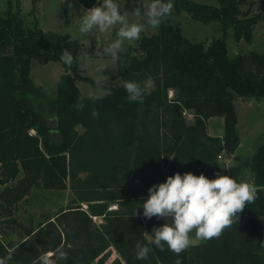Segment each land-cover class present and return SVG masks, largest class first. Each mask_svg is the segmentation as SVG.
Here are the masks:
<instances>
[{
  "label": "trees",
  "instance_id": "trees-1",
  "mask_svg": "<svg viewBox=\"0 0 264 264\" xmlns=\"http://www.w3.org/2000/svg\"><path fill=\"white\" fill-rule=\"evenodd\" d=\"M95 1L80 0L87 8ZM217 2L173 0L172 14L184 11L195 21L219 22L221 36L193 41L179 25L163 21L121 53L114 85L96 101L75 84H95L78 73L82 44L68 34L25 26L20 10L10 5L0 10V218L24 231L18 242H4L0 231V256L15 247L10 264H39L41 254L62 245L68 259L59 264H103L111 248L118 256L110 264H175L178 255L183 264H264V142L250 159L257 197L239 219L179 254L152 245L146 259L136 258V242L147 243V231L165 222L132 214L148 188L177 171L214 177L218 155L228 156L238 145L235 99H264V54L230 56L225 41L228 30L235 41H250L264 14L252 13L250 0ZM64 50L76 58L72 66L61 60ZM32 58L60 61L66 69L56 96L31 80ZM127 79L145 87L143 102L127 99L120 83ZM93 108L98 118L91 116ZM184 112L192 114L191 123ZM214 116L223 118L222 136L207 132ZM224 171L238 179L241 170L232 165ZM19 172L23 175L15 181ZM33 188H69L75 199L52 219L24 227L11 217Z\"/></svg>",
  "mask_w": 264,
  "mask_h": 264
},
{
  "label": "rangeland",
  "instance_id": "rangeland-1",
  "mask_svg": "<svg viewBox=\"0 0 264 264\" xmlns=\"http://www.w3.org/2000/svg\"><path fill=\"white\" fill-rule=\"evenodd\" d=\"M199 3H206L216 6L217 0H193ZM254 3L252 13L264 14V4L262 0H250ZM97 0L95 1V3ZM150 0H120L122 11L132 16L131 10L134 8L144 9ZM94 3V4H95ZM10 8L12 11L20 10L24 25L33 27L34 25L44 31H50L57 34H68L71 39L76 40L83 45V50L78 55V73L87 76L94 81H102V87L97 90L99 96L107 93V87L114 85L116 75V64L110 58L101 55L103 48L115 38V29H110L104 33H98L93 40L86 39L78 33V23L80 10L87 8L83 6L80 0H0V10L5 11ZM247 6L242 7L246 9ZM166 24L179 25L182 33L193 41L209 42L212 38L221 36L222 30L219 22L202 23L193 20L186 12L172 14L164 20ZM157 29L146 27L142 35L155 33ZM138 41V40H137ZM137 41L125 42L124 51L130 46H134ZM225 41L227 44L228 54L230 56L236 53L246 54L251 50L264 54V17L259 19L252 31L250 41H235L232 30H228ZM105 64L107 67L101 71L97 70V65ZM66 69L60 61H49L41 63L35 58L30 62V78L39 86H42L50 95L58 94V84L61 76L65 75ZM75 84L80 93L87 96L88 89L94 84L85 80H76ZM235 112L237 116L236 134L238 135V145L235 151L228 156L221 154L218 158L220 170L224 171L232 165H239L240 170L238 179H244L255 185L253 171L250 169V159L255 153L259 144L264 142V99L236 98L234 101ZM43 110V107H40ZM187 123H191L193 116L190 112H184ZM52 115L47 116V120ZM34 134V130L30 131ZM207 132L212 136H222L224 132V122L221 116L211 117L207 121ZM58 138V136H56ZM249 163V164H248ZM218 172V171H217ZM216 172V173H217ZM23 173L19 172L15 181L22 177ZM4 185L0 184V191ZM264 190V187H263ZM75 199L71 189L63 190L33 188L14 208L12 219H15L24 227L36 226L40 222L52 219L59 209L67 207ZM83 207H86L84 204ZM111 207H115L112 205ZM5 217H1L3 220ZM95 222H100V217H94ZM0 231L2 240L7 242L12 240L18 242L24 231L21 227L8 220L0 222ZM152 234V230L147 231V237ZM191 244H197L203 241L190 234ZM118 254L111 248L110 254L106 257L103 264H110ZM90 264H97L93 261Z\"/></svg>",
  "mask_w": 264,
  "mask_h": 264
},
{
  "label": "clouds",
  "instance_id": "clouds-1",
  "mask_svg": "<svg viewBox=\"0 0 264 264\" xmlns=\"http://www.w3.org/2000/svg\"><path fill=\"white\" fill-rule=\"evenodd\" d=\"M173 7V0H150L144 9L131 10L130 17L122 11L120 0H97L92 7L80 10L78 33L93 40L98 33L115 29V38L103 48L101 55L116 64L121 60L125 42L139 40L146 27L158 29L172 15ZM61 60L72 66L76 58L70 50H64ZM105 67L101 63L97 65V70L102 72ZM102 83L97 80L88 89L90 100L101 99L97 90L102 87ZM120 83L130 102H143L146 90L141 82L127 79ZM77 107L82 109L84 105L78 103ZM90 114L93 118L100 115L95 108ZM256 197L257 188L252 182L237 179L227 171H218L212 178L203 172L196 174L192 171H177L168 175L165 180L148 188V195L132 213L142 214L147 219L156 216L165 220L152 229L147 243L144 240L136 242V258L146 259L152 251V245L161 249L167 245L171 251L179 254L190 246V234L193 231L202 240L219 236L224 228L239 219L245 206ZM138 209H142V213ZM14 253L15 247L0 256V264H10ZM67 259V251L62 245L38 258L39 264H59ZM175 264H183L179 255Z\"/></svg>",
  "mask_w": 264,
  "mask_h": 264
},
{
  "label": "built area",
  "instance_id": "built-area-1",
  "mask_svg": "<svg viewBox=\"0 0 264 264\" xmlns=\"http://www.w3.org/2000/svg\"><path fill=\"white\" fill-rule=\"evenodd\" d=\"M218 158H221V155H218Z\"/></svg>",
  "mask_w": 264,
  "mask_h": 264
}]
</instances>
